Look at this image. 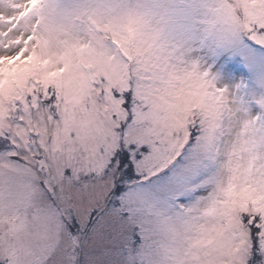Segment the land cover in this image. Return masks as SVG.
Segmentation results:
<instances>
[{
	"label": "snow or ice",
	"instance_id": "6c2138e0",
	"mask_svg": "<svg viewBox=\"0 0 264 264\" xmlns=\"http://www.w3.org/2000/svg\"><path fill=\"white\" fill-rule=\"evenodd\" d=\"M0 264H264V0H0Z\"/></svg>",
	"mask_w": 264,
	"mask_h": 264
}]
</instances>
